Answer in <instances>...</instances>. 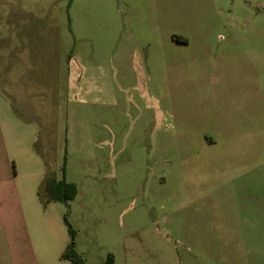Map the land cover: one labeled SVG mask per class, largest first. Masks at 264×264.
Wrapping results in <instances>:
<instances>
[{
	"label": "rangeland",
	"instance_id": "obj_1",
	"mask_svg": "<svg viewBox=\"0 0 264 264\" xmlns=\"http://www.w3.org/2000/svg\"><path fill=\"white\" fill-rule=\"evenodd\" d=\"M69 246L264 264V0H0V264Z\"/></svg>",
	"mask_w": 264,
	"mask_h": 264
},
{
	"label": "trees",
	"instance_id": "obj_2",
	"mask_svg": "<svg viewBox=\"0 0 264 264\" xmlns=\"http://www.w3.org/2000/svg\"><path fill=\"white\" fill-rule=\"evenodd\" d=\"M46 193L48 194L47 202L56 201V200H67L74 197L76 193V188L71 183H66L62 181H56L55 179L50 178L46 182L45 186ZM63 258L69 259L72 264H85L83 259L75 253L72 246H69L62 254ZM113 259L111 256H108L103 264H112Z\"/></svg>",
	"mask_w": 264,
	"mask_h": 264
}]
</instances>
